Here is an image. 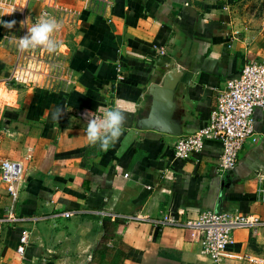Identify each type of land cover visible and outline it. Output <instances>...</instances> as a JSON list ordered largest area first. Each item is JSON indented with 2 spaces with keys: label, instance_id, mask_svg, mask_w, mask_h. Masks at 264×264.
<instances>
[{
  "label": "crops",
  "instance_id": "1",
  "mask_svg": "<svg viewBox=\"0 0 264 264\" xmlns=\"http://www.w3.org/2000/svg\"><path fill=\"white\" fill-rule=\"evenodd\" d=\"M3 35L0 26V89L10 100L0 107V159L29 153L31 160L14 207L20 221L0 224V264H213L194 233L157 221L203 210L264 220L255 198L264 112L253 114L256 142L223 175L218 142L179 160L175 137L135 125L155 108L154 91L168 88L179 94L174 106L163 104L169 121L184 115L186 134L203 128L228 78L264 60V0H115L104 15L83 12L69 39L74 84L63 96L6 88L13 56ZM106 105L124 109L127 125L105 151L88 143L73 110ZM9 206L0 181V218ZM24 233L29 243L20 257ZM226 252L224 264H254L264 256V227L233 231Z\"/></svg>",
  "mask_w": 264,
  "mask_h": 264
},
{
  "label": "built area",
  "instance_id": "2",
  "mask_svg": "<svg viewBox=\"0 0 264 264\" xmlns=\"http://www.w3.org/2000/svg\"><path fill=\"white\" fill-rule=\"evenodd\" d=\"M115 0H4L5 6L0 7V21H16V24L4 29L5 47L14 57L8 82L13 81L31 90H41L49 95H68L74 84V77L69 65L70 49L61 41L65 30L78 27L83 12L104 15ZM77 3L73 4L72 3ZM14 10V11H13ZM11 14H7L10 13ZM54 17L60 22V29L54 38L60 46L55 52H48L42 47L21 52L15 37H21L41 16ZM105 107H80L74 109L77 118L82 119L86 128L87 116L97 114ZM264 112V60H256L245 64L234 76L228 78L224 88L218 93L216 104L207 124L191 134L175 137L173 154L176 159L189 160L198 156L207 142H218L221 156L217 162L220 175L235 169L238 154L247 142H256L253 114L255 110ZM1 113V112H0ZM31 160L26 154L23 160L8 158L0 159V181L5 185L10 206L6 215L0 218V224H14L20 221L14 207L24 189L25 164ZM128 178L129 174L124 173ZM258 187L255 198L264 204V170L256 173ZM150 190V187H147ZM71 212H64L63 217L69 218ZM136 221L145 217L137 215ZM161 226H175L196 235L201 251L213 264L226 262V248L232 243V232L238 229H257L264 227V220L254 215L230 212L220 213L214 210H203L194 218H181L164 215L157 221ZM29 239L26 233L20 236L17 254L22 257ZM249 259V256H243ZM254 264H264V256L253 259Z\"/></svg>",
  "mask_w": 264,
  "mask_h": 264
},
{
  "label": "clouds",
  "instance_id": "3",
  "mask_svg": "<svg viewBox=\"0 0 264 264\" xmlns=\"http://www.w3.org/2000/svg\"><path fill=\"white\" fill-rule=\"evenodd\" d=\"M3 6H5L4 0H0V7ZM7 14H11V12ZM0 24L11 29L16 21H0ZM60 27L61 24L56 18L43 15L31 25L25 35L15 37L17 47L21 52L37 47H42L50 53L55 52L60 44L54 38V34ZM126 125L127 113L124 109L118 106L105 107L98 114L92 112L87 116L86 139L90 145H98L106 151L123 135Z\"/></svg>",
  "mask_w": 264,
  "mask_h": 264
},
{
  "label": "water",
  "instance_id": "4",
  "mask_svg": "<svg viewBox=\"0 0 264 264\" xmlns=\"http://www.w3.org/2000/svg\"><path fill=\"white\" fill-rule=\"evenodd\" d=\"M153 95V104L155 108L150 111V116L143 117L139 116L135 119V125L140 130L154 129L160 133L167 134L172 137H180L186 135L184 131V115L181 118L179 116L176 122H170L169 116L164 110V105L174 106L172 103L173 99L179 97L178 92L176 93L173 89L168 88H157ZM181 98V97H180ZM162 103V104H161ZM171 110V109H169ZM174 112V108L171 110Z\"/></svg>",
  "mask_w": 264,
  "mask_h": 264
},
{
  "label": "rangeland",
  "instance_id": "5",
  "mask_svg": "<svg viewBox=\"0 0 264 264\" xmlns=\"http://www.w3.org/2000/svg\"><path fill=\"white\" fill-rule=\"evenodd\" d=\"M260 1V0H259ZM61 3H63V4H66V2H65V0H61ZM72 3V2H71ZM75 5V4H77V3H72V5ZM255 7H257V5H255ZM262 7H260V8H258V10L260 11V9H261ZM69 28V27H68ZM67 28V29H68ZM66 29V30H67ZM65 30V31H66ZM68 31V30H67ZM6 88L8 89H13V91L15 90V91H20V92H24V93H26V92H29V93H32V92H34L35 90H31L30 88H26V87H24V86H21V85H19V84H17V83H15V82H13V81H10L9 83H8V85L6 86ZM6 88H4V91L6 92V94L8 93V91L6 90ZM2 95H3V91H2V88L0 89V107L3 105H6L7 103H9L10 102V100H9V97H8V95H6V97H3L2 98Z\"/></svg>",
  "mask_w": 264,
  "mask_h": 264
},
{
  "label": "flooded vegetation",
  "instance_id": "6",
  "mask_svg": "<svg viewBox=\"0 0 264 264\" xmlns=\"http://www.w3.org/2000/svg\"><path fill=\"white\" fill-rule=\"evenodd\" d=\"M76 31H77V27H73L68 31L66 30L64 34H62L61 41L66 45V47H69V39L71 36H73L76 33ZM70 53H71V49H70ZM13 61H14V57H13Z\"/></svg>",
  "mask_w": 264,
  "mask_h": 264
},
{
  "label": "trees",
  "instance_id": "7",
  "mask_svg": "<svg viewBox=\"0 0 264 264\" xmlns=\"http://www.w3.org/2000/svg\"><path fill=\"white\" fill-rule=\"evenodd\" d=\"M102 222H103V226L105 227L108 223L110 224L111 223V221L109 220V219H103L102 220Z\"/></svg>",
  "mask_w": 264,
  "mask_h": 264
}]
</instances>
